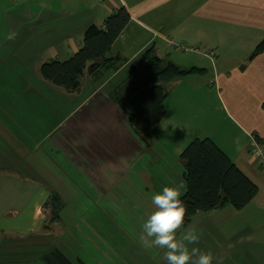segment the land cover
I'll list each match as a JSON object with an SVG mask.
<instances>
[{"label": "crops", "instance_id": "crops-1", "mask_svg": "<svg viewBox=\"0 0 264 264\" xmlns=\"http://www.w3.org/2000/svg\"><path fill=\"white\" fill-rule=\"evenodd\" d=\"M119 6L130 18L107 52L120 57L114 66L85 73L74 92L42 78L43 62L67 59L82 46L84 29L102 26ZM263 37L264 0H0V255L42 238L85 264L69 248L74 230L71 219L62 220L64 194L84 193L88 208L99 202L95 191L136 165H149V173L139 172L159 191L174 181L184 192L179 154L208 137L258 192L241 209L225 203L184 228L193 224L200 234L194 246L223 264H264V170L249 152L252 136L264 143V51L249 59ZM150 45L181 68L203 71L164 82L165 116L142 137L109 93ZM51 193L62 204L52 233L43 209Z\"/></svg>", "mask_w": 264, "mask_h": 264}, {"label": "trees", "instance_id": "trees-1", "mask_svg": "<svg viewBox=\"0 0 264 264\" xmlns=\"http://www.w3.org/2000/svg\"><path fill=\"white\" fill-rule=\"evenodd\" d=\"M129 13L119 6L103 19V25L89 24L83 32V44L65 60H50L40 66L42 78L69 92L77 91L85 73L98 76L120 60L107 52L129 21ZM264 51V37L252 50L249 59ZM197 67L181 68L163 59L150 45L142 50L129 67L128 75L109 93L127 117L131 129L145 137L166 113L165 99L168 90L164 82L192 72H202ZM259 141L257 135H254ZM181 176L185 182L182 195L187 213L184 226L199 212L214 210L223 204L235 209L245 207L257 194L255 184L229 156L210 138H194L180 152ZM61 201L51 193L43 205L50 212L47 221L59 217ZM44 228H49L44 225ZM6 258V257H5ZM4 258V259H5ZM44 264H73L56 246L39 255ZM6 260V259H5ZM5 264V263H4Z\"/></svg>", "mask_w": 264, "mask_h": 264}, {"label": "rangeland", "instance_id": "rangeland-1", "mask_svg": "<svg viewBox=\"0 0 264 264\" xmlns=\"http://www.w3.org/2000/svg\"><path fill=\"white\" fill-rule=\"evenodd\" d=\"M124 76L125 71L116 79ZM142 166L132 167L126 176L107 189L103 188L99 193L95 191L92 199H99V202L88 208L82 203L84 193L72 191L64 194L68 201L66 208L62 209V220L71 219L74 230L73 243L69 248L85 264H167L163 250L145 247L141 241L143 220L155 210L151 197L159 192V188L146 183L145 176L141 175L143 172H139L146 169L149 173V165L146 168ZM138 176L142 177L141 180ZM76 202L81 204L78 206ZM47 215L50 217L49 209ZM47 223L52 233L54 221ZM192 226H183L181 231ZM44 242L45 239L38 238L31 242L29 248L19 249V253L0 255V264H44L39 255L48 252L52 246H46Z\"/></svg>", "mask_w": 264, "mask_h": 264}, {"label": "clouds", "instance_id": "clouds-1", "mask_svg": "<svg viewBox=\"0 0 264 264\" xmlns=\"http://www.w3.org/2000/svg\"><path fill=\"white\" fill-rule=\"evenodd\" d=\"M16 33L9 32L6 39L14 40ZM181 186L170 181L152 195V211L142 223L141 241L145 247L163 250L167 264H223L222 257H214L211 251H201L194 246L200 234L194 228L183 229L187 208L182 200Z\"/></svg>", "mask_w": 264, "mask_h": 264}, {"label": "built area", "instance_id": "built-area-1", "mask_svg": "<svg viewBox=\"0 0 264 264\" xmlns=\"http://www.w3.org/2000/svg\"><path fill=\"white\" fill-rule=\"evenodd\" d=\"M212 57V53H207ZM249 152L251 153L257 165L264 170V143L259 141L256 137L252 136L250 141Z\"/></svg>", "mask_w": 264, "mask_h": 264}]
</instances>
